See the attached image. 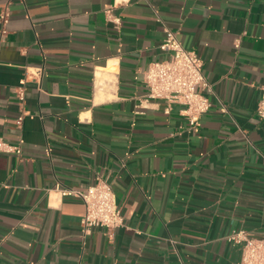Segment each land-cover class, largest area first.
<instances>
[{
    "label": "crops",
    "instance_id": "obj_1",
    "mask_svg": "<svg viewBox=\"0 0 264 264\" xmlns=\"http://www.w3.org/2000/svg\"><path fill=\"white\" fill-rule=\"evenodd\" d=\"M6 5L0 139L21 153L0 150V264H235L229 234L264 236V0ZM166 28L204 62L212 105L197 129L146 96ZM98 175L124 216L111 239L84 234V202L56 189Z\"/></svg>",
    "mask_w": 264,
    "mask_h": 264
},
{
    "label": "built area",
    "instance_id": "obj_2",
    "mask_svg": "<svg viewBox=\"0 0 264 264\" xmlns=\"http://www.w3.org/2000/svg\"><path fill=\"white\" fill-rule=\"evenodd\" d=\"M109 21L120 27L121 19L113 13L112 7L105 9ZM9 6L0 10V32L7 33L10 21ZM166 36L161 48L167 56L161 60L151 62L143 72V80L147 86V99L163 101L165 110L170 111L173 104L182 106L181 113L186 116L190 127L197 129L201 117L211 105L210 97L203 92L209 88V83L204 74V62L199 54L186 47L178 39L175 32L166 28ZM261 96L256 111L264 119V83L260 86ZM17 94L21 101L25 99V90L20 87ZM222 110L226 111L225 106ZM25 113L17 118V124L22 125ZM0 150L21 153V147L11 145L0 139ZM62 196L81 199L85 204V214L82 218L84 234H90L95 228L106 230L108 238H113L115 230L124 225V216L117 203L112 182L101 175L95 182L84 189L56 186ZM228 239L238 245L241 256L235 264H264V236H251L246 229L235 230L228 235Z\"/></svg>",
    "mask_w": 264,
    "mask_h": 264
},
{
    "label": "bare ground",
    "instance_id": "obj_3",
    "mask_svg": "<svg viewBox=\"0 0 264 264\" xmlns=\"http://www.w3.org/2000/svg\"><path fill=\"white\" fill-rule=\"evenodd\" d=\"M99 76H100V77H99V78H100V83H102V81H103V77H102L101 74H100Z\"/></svg>",
    "mask_w": 264,
    "mask_h": 264
}]
</instances>
